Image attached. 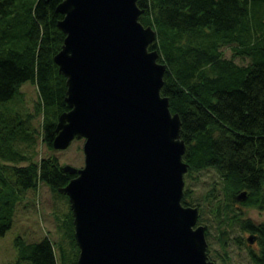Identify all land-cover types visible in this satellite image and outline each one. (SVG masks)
<instances>
[{"label": "water", "instance_id": "1", "mask_svg": "<svg viewBox=\"0 0 264 264\" xmlns=\"http://www.w3.org/2000/svg\"><path fill=\"white\" fill-rule=\"evenodd\" d=\"M56 12L65 37L53 60L69 109L52 146L83 140V166L64 165L74 177L58 188L69 201L76 264H215L199 208L181 202L186 145L160 93L166 66L149 50L156 31L139 21L144 10L137 0H61Z\"/></svg>", "mask_w": 264, "mask_h": 264}, {"label": "trees", "instance_id": "2", "mask_svg": "<svg viewBox=\"0 0 264 264\" xmlns=\"http://www.w3.org/2000/svg\"><path fill=\"white\" fill-rule=\"evenodd\" d=\"M60 1L0 0V26L8 22L4 29H15L18 45L0 52V103L20 97L27 81L36 86L35 112L43 113L41 138L53 152L25 166L4 167L11 170L20 190H36L44 184L54 194L64 195L58 188L74 175L63 171L52 146L58 116L69 109L65 78L53 60L65 37L57 26L62 18L56 12ZM137 5L144 10L139 21L156 31L149 50H157L158 62L166 66L160 93L181 121L180 136L186 145L183 160L189 165L184 176L212 168L222 181L224 202L218 201L212 189L203 196L202 205L211 209L218 224L222 210H234L241 191L248 193L242 204L264 208V29L253 28L249 20V10L264 5V0H137ZM225 46L233 51L230 58L223 56ZM236 57L251 62L237 64ZM31 117L8 118L0 112V157L26 160L18 152L3 156L1 140L11 147L15 141L28 142L33 133L28 127ZM191 192L186 186L184 206L191 205ZM12 217L11 208L1 205L0 236L10 228ZM68 227L76 250L72 259L63 254L59 259L53 243L45 238L31 244L17 239L19 260L76 264L72 216ZM256 232L261 246L258 261L264 264V223Z\"/></svg>", "mask_w": 264, "mask_h": 264}, {"label": "rangeland", "instance_id": "3", "mask_svg": "<svg viewBox=\"0 0 264 264\" xmlns=\"http://www.w3.org/2000/svg\"><path fill=\"white\" fill-rule=\"evenodd\" d=\"M249 20L253 28L259 31L263 30L264 5L252 7L249 10ZM7 24L8 22L4 23L5 26ZM4 25L0 26V37H2V40L0 39L2 42L0 52L18 46L16 45L17 38H13L16 33L15 29L5 30ZM222 52L226 58H230L233 53L229 46L223 47ZM234 60L237 64H248L249 61L251 62L248 58L240 57H236ZM20 89V97L0 103V112L8 118H15L17 115H21L25 119L27 114H32V117L28 119V127L33 132L28 142L15 141L13 147L8 143L4 144L5 142L1 140L3 156L7 157L11 153L17 154L18 152L26 160L15 162L10 158L0 157V206H9L13 213L10 228L6 230L4 235L0 236V264H28L19 260L17 239L23 240L26 244H31L48 238L53 243L55 254L58 258L63 254L67 259H72L76 250L71 246L72 243L69 237L68 223L71 221L72 214L67 196L54 194L44 184H41L36 190H20L13 183L15 177L12 175L11 170L4 167L5 165L25 166L29 162H37L53 152L47 149L41 138L43 113L35 112V103L38 101L36 86L27 81L22 84ZM82 145L83 140H74L67 149L55 151L54 153L58 157L60 165H71L75 168H81L84 164ZM184 181V190L186 186H189L192 191L189 198L190 206H196L200 203L202 223L207 221L212 227V236L209 240L211 248L216 252L214 255L218 258V264H222L221 256H225V253L229 255L230 264H241L242 252L234 245L232 240V237L238 235L237 222L231 218L234 215V211L225 213L222 210L220 223L218 224L213 223L215 216L213 212H210L211 209L202 205L203 196L211 192L212 189V193L215 194L214 196H216L218 201L224 202V196L221 191L222 181L218 173L212 168L204 169L194 172L190 178L184 176ZM214 184L215 186L213 187ZM242 208L253 219L264 222V208L260 209L254 206H242ZM235 215L238 218L242 217L241 214ZM229 229H231V234L230 240H227L229 245L226 248L225 240ZM223 236H226V238L221 240Z\"/></svg>", "mask_w": 264, "mask_h": 264}, {"label": "flooded vegetation", "instance_id": "4", "mask_svg": "<svg viewBox=\"0 0 264 264\" xmlns=\"http://www.w3.org/2000/svg\"><path fill=\"white\" fill-rule=\"evenodd\" d=\"M242 203H244V201H237V202H234L233 204L234 215L231 218L233 220H236L238 217L235 214L237 215L241 214L242 217H240V220L237 222V226H238L237 234L238 235L232 237L233 238L232 240H233L234 245L242 252V255L240 258L241 264H259L258 260H259L260 253H261V246L259 244V234L258 232H256V229L264 222L263 221L260 222L259 220L253 219V217L247 215V213L244 212L242 208V206H245V205ZM245 214H246V217H245ZM216 220H217L216 218H213V223H215ZM202 222L203 221L201 218V212L199 209L197 225H203L205 227L207 252H208L209 259L213 261L215 264H218V261H217L218 258L215 257L214 255V253L216 252L211 248V243L209 240L212 236L211 234L212 227L210 224H208L207 221H204V223ZM231 229L227 231L228 232L227 239L225 240L226 248L229 245V242H227V240L228 239L230 240V234H231L230 230ZM221 261H222V264H230L229 255L225 253V256H221Z\"/></svg>", "mask_w": 264, "mask_h": 264}]
</instances>
